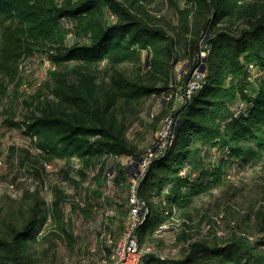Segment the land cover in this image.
Segmentation results:
<instances>
[{
  "label": "trees",
  "instance_id": "1",
  "mask_svg": "<svg viewBox=\"0 0 264 264\" xmlns=\"http://www.w3.org/2000/svg\"><path fill=\"white\" fill-rule=\"evenodd\" d=\"M187 1V8L174 4V22L121 0H0V74H12L36 52L54 66L46 84L24 99L20 120L9 122L47 158L79 161L81 173L97 168L104 183L116 173L114 186L123 189L131 186L121 159L145 149L128 135L134 114L150 96L172 95L180 102L172 109L174 138L139 177L145 209L135 233L143 247L162 244L172 230L179 253L152 248L140 264H264L261 233L195 237L186 219L197 199L264 161V0ZM69 32L77 37L72 43ZM200 67L204 73L187 94ZM158 120L150 124L156 128ZM130 195L128 208L121 204L125 218ZM59 205L36 197L20 206L19 219L0 224V264H43L48 249H40L55 235L50 212L61 217ZM257 215L264 231L262 206ZM123 227L110 230L112 239Z\"/></svg>",
  "mask_w": 264,
  "mask_h": 264
},
{
  "label": "rangeland",
  "instance_id": "2",
  "mask_svg": "<svg viewBox=\"0 0 264 264\" xmlns=\"http://www.w3.org/2000/svg\"><path fill=\"white\" fill-rule=\"evenodd\" d=\"M121 1L135 5L134 9L144 7L150 15L158 18L173 16L174 22V4L180 8L189 5L187 0ZM67 38L72 43L77 37L69 32ZM206 54V50L202 51L203 56ZM123 67L136 70L128 63ZM53 68L45 54L36 52L22 58L12 74H0V224L3 225L7 219H19L20 206H29L36 197L43 198L47 207L58 201L61 217L52 215L51 210L47 227L53 229L55 235L46 240L40 249H48L43 264H140L141 254L128 249L130 238H127V233L134 230L133 239L138 242L135 229L141 222V216L135 224L121 213V204L128 208L130 192V200L134 203L132 193L139 177L173 140L176 120L172 122V109L177 108L180 102L172 95L166 98L152 95L139 106L128 135L145 149L141 157L121 159L128 167V183L131 186L122 189L114 186L116 173L104 183L105 172L101 173L97 168H84L85 173H81L82 164L79 161L69 165L62 159L47 158L23 127L9 122L10 119L20 120L24 99L46 84ZM182 68V64H178L177 72ZM204 68L199 70L204 73ZM155 116L159 118L156 128L150 124ZM164 125L170 126L165 143L159 140ZM160 142L163 145L161 151ZM149 150H153L152 156L148 155ZM261 206L264 208V161L254 166L247 165L242 171L236 170L227 185L214 188L212 193L197 199L192 217L186 219L192 225L195 237H223L234 230L238 234L251 233L247 236L254 239L258 233L264 235V231L257 228V224L262 222L257 215ZM177 223L180 227L181 221ZM122 224V231L125 232L118 240H115L116 237L112 239L110 230H118ZM171 231L164 234L166 239L162 244L145 243L141 250L147 253L156 248L155 251L164 256H176L179 247L175 245V234ZM107 246L112 249L111 257L108 256Z\"/></svg>",
  "mask_w": 264,
  "mask_h": 264
},
{
  "label": "built area",
  "instance_id": "3",
  "mask_svg": "<svg viewBox=\"0 0 264 264\" xmlns=\"http://www.w3.org/2000/svg\"><path fill=\"white\" fill-rule=\"evenodd\" d=\"M202 75H203V73L199 70V68H197L195 70V72L193 73V77H192L191 81L188 84L187 94H190L192 92V90L195 88V86L198 85L199 79L202 77ZM174 119H175V117H172V122ZM168 127H170V126L164 125V130L162 131V135L160 136V139H159L161 141L163 140V143H165L164 141H166L168 138ZM160 144H161V142H160ZM162 147H163L162 144H161V146L159 145V151H161ZM149 154H150V156H152L154 154L153 150H149L148 155ZM156 154H158V151L156 152ZM147 158H148V156H147ZM147 158L144 159L145 162H146ZM150 159H152V158H150ZM133 207H134V216H129V218L132 219L134 221V223H136L141 216V211H143V203L140 200V198L138 197L137 192L135 193V200H134ZM133 237H134V230L133 231L131 230L128 232V236H127V238H130L128 240V242H129L128 249L130 251H132ZM132 252L139 253V251H132ZM139 254H141V257H142L145 253H139Z\"/></svg>",
  "mask_w": 264,
  "mask_h": 264
},
{
  "label": "bare ground",
  "instance_id": "4",
  "mask_svg": "<svg viewBox=\"0 0 264 264\" xmlns=\"http://www.w3.org/2000/svg\"><path fill=\"white\" fill-rule=\"evenodd\" d=\"M169 115V114H168ZM172 116V115H171ZM167 117V116H166ZM169 119V118H168ZM170 120V119H169ZM171 123V122H170ZM174 123V122H173ZM169 126V125H168ZM174 126H175V124H174ZM162 127V126H161ZM173 128V127H172ZM169 133V132H168ZM171 141V140H170ZM169 142V141H168ZM167 147V146H166ZM135 189L133 190V193H132V200H133V202H134V200H135V193L137 192V187H134ZM131 199V198H130ZM132 204V203H131ZM134 204V203H133ZM133 204H132V206H131V211H130V216H134V207H133ZM138 222V221H137ZM136 222V223H137ZM135 223V224H136ZM128 234V233H127ZM126 234V235H127ZM135 236V235H134ZM251 237V236H250ZM254 237V236H253ZM145 249V248H144ZM132 251H139V253H144L145 251L144 250H141V247H139V245H138V242L135 240V239H133L132 240ZM120 264H126V262L124 263V262H122V263H120Z\"/></svg>",
  "mask_w": 264,
  "mask_h": 264
}]
</instances>
